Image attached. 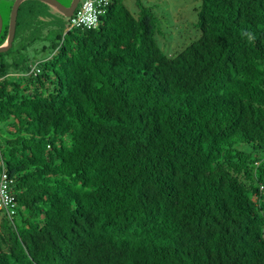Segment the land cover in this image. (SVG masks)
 <instances>
[{
	"label": "trees",
	"instance_id": "trees-1",
	"mask_svg": "<svg viewBox=\"0 0 264 264\" xmlns=\"http://www.w3.org/2000/svg\"><path fill=\"white\" fill-rule=\"evenodd\" d=\"M199 1L171 55L142 0L62 32L19 5L0 53V264H264V0Z\"/></svg>",
	"mask_w": 264,
	"mask_h": 264
},
{
	"label": "rangeland",
	"instance_id": "rangeland-1",
	"mask_svg": "<svg viewBox=\"0 0 264 264\" xmlns=\"http://www.w3.org/2000/svg\"><path fill=\"white\" fill-rule=\"evenodd\" d=\"M0 0V15L4 24L8 25L9 14L14 0ZM62 5L68 7L72 0H57ZM144 6L149 7L158 19L160 34L156 35L157 43L166 55L181 50L191 39L197 30L195 28L196 13L200 6L199 0H142ZM11 4L10 9H8ZM125 6L131 14L135 15L138 9L134 0H124ZM51 18L47 20L46 30H56L57 32L69 29L68 18H64L55 10L50 8ZM32 54V53H31Z\"/></svg>",
	"mask_w": 264,
	"mask_h": 264
},
{
	"label": "built area",
	"instance_id": "built-area-1",
	"mask_svg": "<svg viewBox=\"0 0 264 264\" xmlns=\"http://www.w3.org/2000/svg\"><path fill=\"white\" fill-rule=\"evenodd\" d=\"M111 0H80L73 15L69 18L71 28L93 29L97 26L100 15L107 12ZM9 180L6 173L0 177V209H10L13 196L9 193ZM262 189V187H261Z\"/></svg>",
	"mask_w": 264,
	"mask_h": 264
},
{
	"label": "water",
	"instance_id": "water-1",
	"mask_svg": "<svg viewBox=\"0 0 264 264\" xmlns=\"http://www.w3.org/2000/svg\"><path fill=\"white\" fill-rule=\"evenodd\" d=\"M23 1L26 0H14L12 4L9 14L7 38L5 42L0 46V53L7 51L11 47L15 35L18 7ZM36 1H40L46 4L47 6L55 10L58 14L62 15L64 18H69L70 16H72L73 12L75 11L76 7L80 2V0H72L71 4L68 7H66L57 0H36ZM2 25H3V21L0 15V33L2 31Z\"/></svg>",
	"mask_w": 264,
	"mask_h": 264
},
{
	"label": "clouds",
	"instance_id": "clouds-1",
	"mask_svg": "<svg viewBox=\"0 0 264 264\" xmlns=\"http://www.w3.org/2000/svg\"><path fill=\"white\" fill-rule=\"evenodd\" d=\"M72 15H73V14H72ZM70 17H71V16H70ZM70 17H69V18H70ZM69 18H68V19H69ZM246 35H249V38H251L250 34H247V33H246Z\"/></svg>",
	"mask_w": 264,
	"mask_h": 264
}]
</instances>
